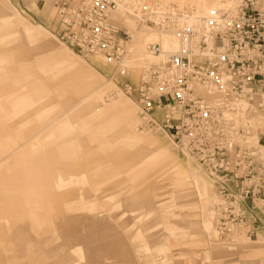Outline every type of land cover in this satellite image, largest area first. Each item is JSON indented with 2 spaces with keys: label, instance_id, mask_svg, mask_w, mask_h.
I'll list each match as a JSON object with an SVG mask.
<instances>
[{
  "label": "rangeland",
  "instance_id": "374dc122",
  "mask_svg": "<svg viewBox=\"0 0 264 264\" xmlns=\"http://www.w3.org/2000/svg\"><path fill=\"white\" fill-rule=\"evenodd\" d=\"M61 1L0 0V264H264V216L219 230L209 175L140 125L142 70L64 43Z\"/></svg>",
  "mask_w": 264,
  "mask_h": 264
},
{
  "label": "built area",
  "instance_id": "2783aa9c",
  "mask_svg": "<svg viewBox=\"0 0 264 264\" xmlns=\"http://www.w3.org/2000/svg\"><path fill=\"white\" fill-rule=\"evenodd\" d=\"M117 7L118 0H62L58 36L83 55L102 54L124 74L131 34L116 21ZM150 11L142 17L156 24ZM164 18L182 47L151 64L137 86L126 84L141 127L169 135L214 178L222 233H253L264 216V133L249 142V130L229 113L241 101L264 113V0H231L197 22L179 9ZM149 50L162 51L159 43Z\"/></svg>",
  "mask_w": 264,
  "mask_h": 264
},
{
  "label": "bare ground",
  "instance_id": "6f19581e",
  "mask_svg": "<svg viewBox=\"0 0 264 264\" xmlns=\"http://www.w3.org/2000/svg\"><path fill=\"white\" fill-rule=\"evenodd\" d=\"M230 5H231V0H188V1H169V2H162L159 0H118V7L114 11L116 21H118L119 24L123 28L128 30L129 33L131 34V39L127 45V54L124 56V59L122 60V65L128 67L129 68L128 71L129 70H138L140 72V70H142V75H143V73L149 68V66L151 64L163 61L166 58V55L168 53L178 51L182 47V41L179 37L178 31L176 30L177 27L175 26V24L172 22H167L170 24L162 23V21L165 20L164 17L167 15L168 12L175 15V11L179 9V10L183 11V15L189 14V15H191V20L194 22H197L200 17L211 14L213 10H218V9H222V8L225 9V8H228ZM149 10H151L150 12H153L151 19L154 20L156 24L146 23L145 22L146 19H143V17H142L143 14L146 11L149 12ZM131 23H135L136 25H139L140 28L137 29L136 27L131 25ZM159 23H161L162 25H160ZM143 28H144L145 32H143L144 34H142V37L140 38V37H138V35H139L138 32L140 31V29H143ZM155 31L175 32L180 39L179 47H177L178 42L176 39L167 38V39H164L163 43L168 45V47L171 50H165L159 42H156V41H158L155 39L156 34L152 33ZM136 38L138 40H136ZM135 40H136V42H135ZM63 42L66 43L65 41H63ZM134 42H135V44L133 47L132 55L135 56L136 58L140 59V62H138L136 60V65H137V63H139L137 66H141L142 62L145 61L144 60L145 54L155 57L156 61L153 60L154 62L153 61H149L148 63L145 62V63H147L146 65H144L143 67L135 68V69L130 67L126 63V59L131 54V48H132V45ZM153 43H159L160 44L161 50H162L160 55H157V54L150 52L149 45L153 44ZM66 44L69 45L68 43H66ZM86 55H102V54H86ZM105 59H107V58L105 57ZM132 59L135 60L134 58H132ZM110 63H114V62H110ZM145 63H143V64H145ZM129 64L131 65V63H129ZM198 90L201 92H205L201 88H199ZM210 98H212V97H210ZM233 105H234V108L232 111L230 110L229 115L233 116L237 122L241 123L244 126V128L249 130V137H248L249 142L254 143V144L258 143L260 136L253 129L252 125L258 124L257 123L258 121L260 122V120H258L259 117L261 120H263L262 118H263L264 113L260 109L251 108L249 110L248 109L249 107H247L249 105L245 101L234 102ZM241 112H242V117H243L242 119L239 117L240 116L239 114ZM261 112H262V114H261ZM244 119H248L250 121V123H247L246 121H244ZM141 123H142V118H141ZM141 123H140V125H141ZM157 132L164 133L162 131H157ZM164 134L167 135L166 133H164ZM167 136L169 138H171L169 135H167ZM172 141L176 144V142L174 140H172ZM179 149L181 150V152L183 154H186L189 157H191L187 152L182 150L180 147H179ZM152 154H153V152H151V151L148 152V156H152ZM191 158L194 159L193 157H191ZM197 164L209 175V177L212 179V181L215 185L214 178L198 162H197ZM215 192H216V188H215ZM216 199H217V203L214 206L215 217H216L217 205L220 203V198L218 197L217 193H216Z\"/></svg>",
  "mask_w": 264,
  "mask_h": 264
},
{
  "label": "crops",
  "instance_id": "0c3cea01",
  "mask_svg": "<svg viewBox=\"0 0 264 264\" xmlns=\"http://www.w3.org/2000/svg\"><path fill=\"white\" fill-rule=\"evenodd\" d=\"M64 146V145H63ZM45 217H48V219L50 218V215H45Z\"/></svg>",
  "mask_w": 264,
  "mask_h": 264
}]
</instances>
